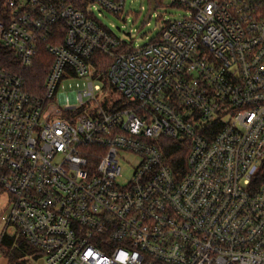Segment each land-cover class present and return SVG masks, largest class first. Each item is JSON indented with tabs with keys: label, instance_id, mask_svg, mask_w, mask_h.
<instances>
[{
	"label": "built area",
	"instance_id": "1",
	"mask_svg": "<svg viewBox=\"0 0 264 264\" xmlns=\"http://www.w3.org/2000/svg\"><path fill=\"white\" fill-rule=\"evenodd\" d=\"M75 1L0 0L24 67L65 28L42 96L0 67L8 225L37 264H264V0H162L189 16L122 52L95 13L126 0ZM166 140L189 149L183 168Z\"/></svg>",
	"mask_w": 264,
	"mask_h": 264
},
{
	"label": "trees",
	"instance_id": "2",
	"mask_svg": "<svg viewBox=\"0 0 264 264\" xmlns=\"http://www.w3.org/2000/svg\"><path fill=\"white\" fill-rule=\"evenodd\" d=\"M53 1V0H44ZM77 8L84 11L87 6L86 0H76ZM150 14V13H149ZM65 40V28L63 25H56L52 33L49 35L45 43L39 44L37 56L33 59L32 64L29 66H22L16 54L5 48L0 43V67L8 70L12 74L20 76L24 79L25 89L36 96H42L44 93V84L50 68L53 64V57L47 51V45H61ZM126 46L121 47L119 52L125 51ZM112 60L110 57L97 54L95 56V66L97 72L101 78H104L107 69L109 68ZM169 151L168 156H171L170 164L175 169H181L185 165L186 157L189 153L188 148L172 142L165 141ZM264 176H262V179ZM19 236L4 235L0 244V247L6 250L4 253L8 259V264H29L28 260H24L25 257L31 256L33 259L36 255V251L32 248L25 238L18 233Z\"/></svg>",
	"mask_w": 264,
	"mask_h": 264
},
{
	"label": "rangeland",
	"instance_id": "3",
	"mask_svg": "<svg viewBox=\"0 0 264 264\" xmlns=\"http://www.w3.org/2000/svg\"><path fill=\"white\" fill-rule=\"evenodd\" d=\"M157 8L149 17V0H126L122 13L116 15L104 12L101 16L96 12L100 25L108 32L119 38L123 46L140 48L156 40L164 26V22L176 20L189 16L186 10L178 9L170 2L156 0ZM114 98H118L115 95ZM139 159L131 154L122 155L120 166L123 171L124 180L131 175V166L138 163ZM11 209V195L0 190V235L8 232V235L15 231L13 226H7V218ZM6 229V230H5ZM30 264H37L36 260L28 256Z\"/></svg>",
	"mask_w": 264,
	"mask_h": 264
},
{
	"label": "crops",
	"instance_id": "4",
	"mask_svg": "<svg viewBox=\"0 0 264 264\" xmlns=\"http://www.w3.org/2000/svg\"><path fill=\"white\" fill-rule=\"evenodd\" d=\"M7 220H8V218H7ZM7 220H6V222H7ZM7 226H9L8 225V222H7V224H6ZM6 230V229H5ZM8 235V232H5L4 231V233L3 234H1L0 235V244H1V241H2V238H3V236L4 235ZM10 236H15V237H17V236H19L18 235V232L15 230V231H13L11 234H10ZM6 252V250L5 249H3L2 250V248L0 247V264H8V259H7V257L5 256V253ZM29 256V255H28ZM29 257H31V256H29ZM24 260H28V257H25V259ZM29 264H30V262H28Z\"/></svg>",
	"mask_w": 264,
	"mask_h": 264
},
{
	"label": "water",
	"instance_id": "5",
	"mask_svg": "<svg viewBox=\"0 0 264 264\" xmlns=\"http://www.w3.org/2000/svg\"><path fill=\"white\" fill-rule=\"evenodd\" d=\"M149 2H150V14H149L148 18H150L152 16L153 12L157 8L156 0H149Z\"/></svg>",
	"mask_w": 264,
	"mask_h": 264
}]
</instances>
